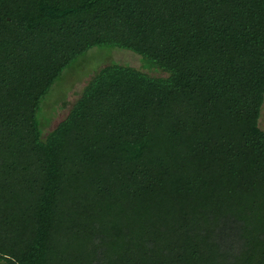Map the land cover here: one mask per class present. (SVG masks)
Returning <instances> with one entry per match:
<instances>
[{
  "label": "trees",
  "instance_id": "trees-1",
  "mask_svg": "<svg viewBox=\"0 0 264 264\" xmlns=\"http://www.w3.org/2000/svg\"><path fill=\"white\" fill-rule=\"evenodd\" d=\"M99 45L163 74L104 66L43 137ZM263 106L264 0H0V264H264Z\"/></svg>",
  "mask_w": 264,
  "mask_h": 264
},
{
  "label": "rangeland",
  "instance_id": "rangeland-1",
  "mask_svg": "<svg viewBox=\"0 0 264 264\" xmlns=\"http://www.w3.org/2000/svg\"><path fill=\"white\" fill-rule=\"evenodd\" d=\"M141 60L143 57L131 50L107 45L95 46L78 56L64 70L63 75L55 82L41 102L38 120L43 137L66 117L89 79L104 66L120 63L143 69L153 75L163 74L146 68ZM64 101L68 103L63 105ZM260 127L264 129V106Z\"/></svg>",
  "mask_w": 264,
  "mask_h": 264
}]
</instances>
